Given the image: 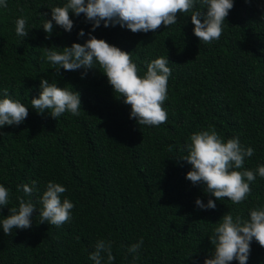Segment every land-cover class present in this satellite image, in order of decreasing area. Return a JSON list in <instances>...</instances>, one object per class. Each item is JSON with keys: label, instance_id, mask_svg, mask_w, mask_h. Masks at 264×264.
Masks as SVG:
<instances>
[{"label": "trees", "instance_id": "16d2710c", "mask_svg": "<svg viewBox=\"0 0 264 264\" xmlns=\"http://www.w3.org/2000/svg\"><path fill=\"white\" fill-rule=\"evenodd\" d=\"M6 3L7 8L0 7V99L7 89L29 115L18 126L0 128V185L9 190L8 205L0 207V264H94L89 256L101 239L111 241L112 264H203L212 251L209 238L224 214L247 220L251 210L264 208V178L259 175L245 200L233 204L228 198L215 200L205 185L188 181L191 165L179 160L187 155L184 147L192 134L214 129L224 142L238 137L242 146L254 149L242 168L232 170L255 171L264 165V0H233L220 38L211 43L193 34L191 11L178 13L176 24L155 32L105 28L103 22L91 32L130 53L141 78L152 60H169L162 104L168 118L159 126H139L130 118L131 107L113 92L98 64L81 79L83 69H61L57 76L42 58V48L83 45L88 39L91 23L84 14L71 13L70 33L53 22V32L45 38L41 14L47 12L51 19L50 9L67 0ZM193 10L206 9L197 0ZM21 17L27 21L26 38L15 32ZM80 30L84 37H78ZM41 79L79 92L80 114L66 111L56 120L32 109ZM33 181L31 196L18 190ZM49 182L67 189L61 202L74 204L71 219L60 227L40 223L39 200ZM18 197L37 211L30 228L5 235L2 221L9 209H18ZM197 198L204 204L214 200L216 208H197ZM141 238L138 253H129ZM250 248L247 264H264V248L255 239ZM102 264H108L106 255Z\"/></svg>", "mask_w": 264, "mask_h": 264}, {"label": "clouds", "instance_id": "9594fccd", "mask_svg": "<svg viewBox=\"0 0 264 264\" xmlns=\"http://www.w3.org/2000/svg\"><path fill=\"white\" fill-rule=\"evenodd\" d=\"M196 3L197 0H67L62 7L50 9L51 19H46L47 12L41 14L45 17V38L51 36L53 22L70 33L74 27L73 20L70 19L71 13L76 17L84 14L86 21L91 23L88 39L83 45L73 43L70 47L42 48V58L56 69L57 76L61 75V69L66 72L83 69L81 79L87 76L88 70L95 69L94 66L98 64L113 92L119 94L123 103L131 107L130 118L135 119L139 126H159L168 118L162 104L167 99V83L171 75L169 60L164 57L152 60L147 64V71L141 78L137 65L131 61L130 53L97 39L91 32L99 28L101 22L105 28L119 25L132 33L155 32L161 25L168 27L176 24L178 13L191 11L195 37L204 43L218 40L222 34V25L234 7L233 0H199L205 11L193 10ZM0 7L7 8L6 0H0ZM261 20H264V16ZM26 22L24 17L15 21L17 36L28 37ZM84 36L85 32L80 30L78 37ZM40 89L39 98L31 99L32 109L38 114L47 111L56 120L66 111L73 116L80 114L79 92L60 88L57 82L49 83L48 79L40 80ZM3 95L4 98L0 99V128L22 124L29 115L28 107L9 98L7 89L3 90ZM184 150L187 155L179 160L191 165V170L185 178L193 185H205L206 192L215 197V200L228 198L233 204H240L250 194V183L256 176L264 178V165H258L255 171L232 170L242 168L245 158L254 154V149L242 146L238 137L224 142L214 129L201 131L190 136V143L185 144ZM35 185L36 182L33 181L32 186L25 184L18 186V190L22 188L25 195L31 196L36 190ZM66 191L67 189L59 184H47L46 191L39 200L42 205L39 210L40 223L47 222L60 227L71 219L70 212L74 204L68 199L63 202L60 199V195ZM17 199L18 209H9L10 215L2 221L5 235H11L13 229L30 228L32 214L37 211L30 201L25 202L22 197ZM8 203L9 190L0 185V207L7 206ZM195 205L201 210L216 208L212 199L204 204L197 198ZM253 239L264 248V208L251 210L247 220H242L239 216L234 219L230 213H226L209 238L212 251L209 253L210 258H206L203 264H231L234 260L238 261V264H247ZM142 244L141 238L138 243L128 248V252L138 253ZM104 255L107 256L108 264H112L115 258L111 241L101 239L96 242L95 250L89 258L94 264H102ZM133 258L137 259L138 256L134 255Z\"/></svg>", "mask_w": 264, "mask_h": 264}]
</instances>
